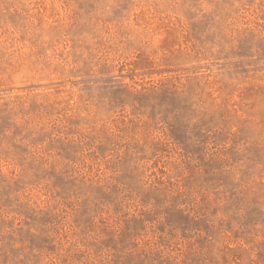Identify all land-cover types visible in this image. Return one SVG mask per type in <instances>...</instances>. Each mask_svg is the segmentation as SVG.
Listing matches in <instances>:
<instances>
[{
  "label": "rangeland",
  "instance_id": "374dc122",
  "mask_svg": "<svg viewBox=\"0 0 264 264\" xmlns=\"http://www.w3.org/2000/svg\"><path fill=\"white\" fill-rule=\"evenodd\" d=\"M0 264H264V0H0Z\"/></svg>",
  "mask_w": 264,
  "mask_h": 264
}]
</instances>
